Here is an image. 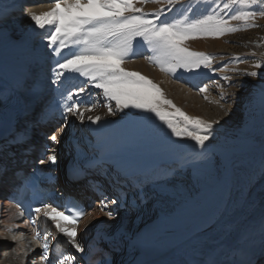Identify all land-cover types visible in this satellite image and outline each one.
<instances>
[{
    "label": "bare ground",
    "instance_id": "bare-ground-1",
    "mask_svg": "<svg viewBox=\"0 0 264 264\" xmlns=\"http://www.w3.org/2000/svg\"><path fill=\"white\" fill-rule=\"evenodd\" d=\"M20 1L0 0V10H6L3 13L5 15L0 16V97L16 96L13 92L21 83L31 85L39 82L42 87V100L29 116L17 114L12 117L7 135L0 138V148L4 149L0 160L8 165V171L0 176V233H3L0 237V264H19L14 259L15 253L12 250L21 243L29 245L31 249H26L24 264H44L40 260L43 250L39 248V243L45 239L49 245L51 264H60L63 256L72 255L78 258L76 264H102L104 255L96 250L97 237L102 232L119 234L117 249L111 250L103 241L99 245L105 251H111L112 264L119 258L120 264H194L200 258L205 244L220 239L219 229H208V225L210 218L215 216L229 192L233 205L237 208L236 213L229 218L234 221L235 228L223 242L231 246L244 235L245 243L254 251L260 236V226H256L262 214L259 210L264 209V194L260 191L261 186H264V176H258L249 191L250 198L255 194L257 208H252L240 220V215L247 212L244 211L247 210V205L242 203L241 192L249 177L258 174L264 164V93L256 115L252 116L253 118L243 116L247 121L242 123L247 128L245 132L226 129V132L233 136H221L209 144L208 151L214 153L212 158L206 164L189 166L187 161L192 157L194 142L171 135L166 124L152 113L128 108L115 115H109L107 107H98L100 100L94 99L96 92L92 89V94H89L86 90L76 99L82 102L81 106L95 101L96 111L85 112L83 122L76 117H70V123L62 132L59 130L50 135H57L59 142L54 143L49 137L48 143L52 146L49 154L56 155L57 161L47 165L49 170L60 175V188L78 193L87 205L85 220L76 228V239L84 246L85 253H77L67 243L68 238L57 231L52 221L43 219L42 213L32 220L16 215L19 213L17 209L2 200L5 185L8 183L7 174L20 165L23 167L24 159L34 160L37 149L46 143L40 142L44 125H41L40 121L31 126L28 143L24 146H8L5 145V140H10L16 131L21 130L25 120L36 121L42 107H47L50 118L53 116L58 124L63 125V109L60 107V93L57 89L74 91L76 87L84 86L81 78L74 79L70 85L52 83L53 65L45 56L46 52H51L46 39V35L50 33L36 30L37 37L33 39L36 49L7 48L11 32L18 31L19 35L22 32L20 15L23 7L25 30L30 31L34 22L26 12L46 11L54 2L24 0L23 7L19 8L17 3ZM12 26L17 28L12 29ZM205 48L213 50L210 44H206ZM124 60H128V56ZM144 60L139 63L124 61L123 65H128L126 70L131 71L133 67L135 71L149 78L153 75L152 68L144 64ZM214 74L217 72L212 76ZM188 79H192L193 83L198 81L197 78ZM209 93L200 92L206 102H216L217 97H210ZM175 102L186 114L199 116L181 106L179 99ZM112 107L115 105L112 104ZM89 115L102 119L93 124L87 120ZM22 148L28 150L23 151ZM86 163L94 164L97 168L87 169ZM81 169L84 171L81 172ZM74 175H80L81 178L74 179ZM140 189L142 202H139L138 206H130L134 193ZM125 193L128 194L129 203H123ZM102 195L107 196L109 201L114 198L121 199L122 203H109L107 208L102 209ZM198 198L200 202L194 206V200ZM104 209L115 211L111 221L105 220L100 214ZM88 220L92 221L90 227L87 226ZM246 220L248 224L244 222ZM6 225L15 226L12 233L4 232ZM34 229L40 234L39 242L32 240ZM21 232L24 233L23 240L13 241L12 235L19 236ZM5 252L8 253L7 256L4 255ZM261 259L257 264H264V251Z\"/></svg>",
    "mask_w": 264,
    "mask_h": 264
},
{
    "label": "snow or ice",
    "instance_id": "snow-or-ice-1",
    "mask_svg": "<svg viewBox=\"0 0 264 264\" xmlns=\"http://www.w3.org/2000/svg\"><path fill=\"white\" fill-rule=\"evenodd\" d=\"M148 2L159 3L160 8L152 10V17L137 4ZM181 3V0H54L52 6L43 12L36 13L27 11L26 15L34 22L35 28L43 30L48 41L47 47L50 53H45L51 68L52 83L57 85L71 84L77 77L83 78V87H76L74 91H57L60 93V107L63 109L61 118L64 124L61 125V132L70 123V117H76L81 122L85 120V112L91 111L95 104L82 107V102L77 100L81 94L87 90L89 94L92 88L100 90L96 93L106 101L109 115H115L124 109L134 108L147 113H152L156 118L166 124L171 135L178 138H187L194 142L192 157L187 161L189 166L206 164L214 155L208 151L209 144L216 139V128L220 127V120H204L199 116H190L177 107L171 100L164 97L161 88L147 76L136 71H128L122 67L124 59L133 52L137 38L147 44L154 55L147 57L149 62L160 67L161 71L175 73L178 69L195 73L200 69L212 68L213 59L210 54L191 51L186 42L201 36H221L226 31L232 32L238 29L229 24V20L243 21L247 25L249 21H254L256 16L264 17V0H227L218 12L216 7L220 6V0H213V6L209 7L206 15L192 19L187 14L179 19L168 22L162 18V13L167 10L171 12L173 8ZM236 5L241 9L250 5H257L261 10L257 12L236 10ZM235 10V14L229 12ZM192 9H188L191 11ZM251 26H256L252 24ZM255 68H261L262 63L257 62ZM232 71H239L232 69ZM244 75L256 77L257 71L245 72ZM225 80L229 79L227 76ZM86 82V83H85ZM201 93L207 91V86L199 89ZM264 91V89H262ZM42 87L39 82L31 85L21 83L13 92L17 97L19 105V115L29 116L38 104L41 103ZM66 92V94H65ZM226 93H221L224 99ZM8 97H0V104H5ZM115 102L112 107L111 102ZM230 112H226V115ZM50 118L47 107H42L37 115L36 121L25 120L24 127L16 131L10 140H5V145L24 146L28 143L31 126L35 123ZM102 118L99 116H87V120L95 124ZM51 141L58 143V136L52 135ZM199 149V151H197ZM27 151V148H22ZM4 149L0 148V155ZM14 156L15 153H12ZM48 161L55 164L56 155H49ZM41 164L45 161L41 160ZM89 167H94L89 165ZM8 171V165L0 160V176ZM84 170L81 169V172ZM258 176H264V164L261 165L260 172L249 177L245 188L241 192V199L244 205L254 206L255 194L250 198L249 191L256 183ZM72 178L79 179L80 175ZM261 193L264 194V186H261ZM142 202V189L133 195L130 206H138ZM121 204V199L108 200L103 196L100 200L102 209L108 205ZM123 203H129L128 194L125 193ZM74 212L65 205L57 204L55 207L50 204H43L33 211L42 213L45 221L51 220L59 233H63L68 238L69 243L77 253H85L82 243L76 239V222L84 215L82 208L73 205ZM63 208V211H59ZM237 208L233 205L229 192L226 200L217 210L215 216L210 218L208 229H219V241L205 244L204 250L200 253V258L194 264H255L254 256L249 244L245 243L246 236L241 235L234 245H227L223 241L234 231L235 224L229 218L233 216ZM52 213L56 215L53 216ZM65 213H69L65 215ZM110 219L114 217L115 211L109 210L105 213ZM16 215H20L17 213ZM57 216H64L66 220L72 222V227L62 226ZM35 222V221H34ZM14 225H6L4 232L12 233ZM110 227V225H105ZM206 229V230H208ZM86 230V229H85ZM3 233H0L2 237ZM12 240H23L24 233L19 236L12 235ZM40 234L33 230L32 240L39 242ZM109 245L111 250L119 247V234H109L102 232L97 237L96 250L103 253L102 264H112L111 251L101 248L100 242ZM261 251H264V218L261 219L260 226ZM39 248L43 250L40 260L44 264H51L49 259V245L45 239L39 243ZM30 246L21 243L12 251L15 253L14 259L19 264H24V257L27 256ZM8 255L7 252L4 253ZM77 257L63 256L60 264H76Z\"/></svg>",
    "mask_w": 264,
    "mask_h": 264
},
{
    "label": "rangeland",
    "instance_id": "rangeland-1",
    "mask_svg": "<svg viewBox=\"0 0 264 264\" xmlns=\"http://www.w3.org/2000/svg\"><path fill=\"white\" fill-rule=\"evenodd\" d=\"M224 2H227V0H220V6L216 7L215 10L219 12ZM211 6H213V0H181V3L177 4L171 12L165 10L162 13V18L171 22L173 19H179L181 16L187 14L192 19H195L201 15H206L209 7ZM137 7H142L143 10L149 14L148 18H151L152 10L160 8V4L148 2L141 5L138 3ZM189 8L192 10L188 11ZM236 10H246L258 13L261 8L257 5H250L247 8L241 9L240 5H236ZM24 12L25 8L23 7V11L20 15L22 18L20 21V25L23 27L22 32L20 35L18 34V31L11 32L7 48L14 47L23 49L26 47L31 48L32 50L36 49L33 39L37 37L38 31L36 30L38 28L33 26L30 31L25 30ZM229 12L231 14H235V10L233 9H230ZM1 22L2 18L0 17V23ZM229 24L238 30L232 32L226 31L221 36H201L186 42L187 47L191 51L210 54L213 59L212 68L215 69V71L209 69H200L195 73L187 72L183 69H178L175 73L161 71L160 67L156 64L152 63L153 65H150L151 62L148 63V59H146L148 62L144 60L145 58L154 55V53L148 48L147 44L139 38H137V41L135 42L133 52L128 55V60H126H132L135 63H139L141 60H144V64L152 68L153 75H150L149 79L157 84L161 88L164 97L171 100L174 104L176 103L175 101L179 99L181 106L187 107L189 110L197 113L200 117L207 120L222 121L221 126L216 128L215 140L221 136H233V134H228V132H226V129L229 128L236 130L239 129L242 130V132H245L247 128L244 124L247 123V121L243 118V116L253 118L256 115L260 100L262 99V95L264 93V91H262V89H264V17L257 15L255 20L249 21L247 25L243 21L236 20H229ZM252 24L256 26H251ZM16 28L17 26H12V29ZM206 44L212 45L213 50H207L205 48ZM124 61L122 63V67L126 69L128 65L124 66L123 64L126 62ZM257 62L262 63L261 68L254 67ZM132 69L134 68L132 67ZM132 69L131 71H133ZM232 69H238L239 71L234 72ZM135 70L136 69H134V71ZM246 71H257L258 76H246L244 75ZM214 72H217V74L212 76ZM225 76L229 79L225 80ZM188 78H197L198 81L193 83V80ZM81 79L83 80V78ZM204 86H207V91L210 92V97H217L216 102H206L204 97L201 96L199 89ZM189 87L191 89H189ZM88 88L91 90L93 89L96 93L100 91L92 88L91 85H89ZM222 92L227 94V97L224 99H221V96H219ZM96 93L94 99L100 100V105L98 107H105L103 105L106 101L102 95L97 96ZM15 101H17V97L12 96L9 104ZM94 103L95 101L92 100L82 107L89 106ZM111 103L115 105L114 101ZM3 107V104L0 105V111L3 110ZM95 108L97 109L95 106L91 111L95 112ZM226 112H230V114L226 115ZM47 121L50 122L47 123ZM41 125H44L45 127L43 126L44 129L40 136V142L43 141L46 143H48L50 135L59 131L61 128V124H58L53 116H51L50 120L47 119L44 120V122L41 121ZM127 188L129 189L131 187ZM194 201V206H197L200 199L198 198ZM246 207L247 210L244 211L247 212L240 215V220L243 219L252 208H257V205L255 204L251 207L247 205ZM261 209L262 208H260L259 211L262 214L260 215V219L258 220L256 226H261V219L264 218V209ZM106 212L107 210L104 209L100 212V214H102L105 220L111 221L112 218L110 219L107 215H104ZM244 222H247L248 224V220ZM91 223L92 221L88 220L87 226H91ZM258 240L259 244H261L260 239ZM120 259L121 258L116 261L113 260L114 264H120Z\"/></svg>",
    "mask_w": 264,
    "mask_h": 264
}]
</instances>
